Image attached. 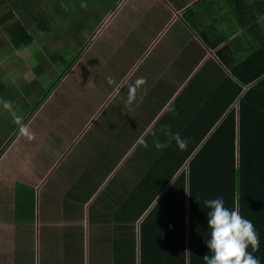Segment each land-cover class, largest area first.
I'll return each instance as SVG.
<instances>
[{
    "label": "crops",
    "instance_id": "1",
    "mask_svg": "<svg viewBox=\"0 0 264 264\" xmlns=\"http://www.w3.org/2000/svg\"><path fill=\"white\" fill-rule=\"evenodd\" d=\"M100 2L105 12L89 27L90 31L95 33L80 38L82 41L86 38V49L74 58L75 62V59L82 55L80 62L84 64L81 67L77 64L73 66L75 77L68 74L58 80H63L62 82L70 80L61 93L53 91L50 93L51 96L48 93L45 98H33L30 90L39 75L27 68V65L21 70L23 76L27 71H31L29 75L33 78L32 83L23 88L26 94L24 105L30 120L29 123L23 124L26 123L33 129L32 134L29 131L32 137L25 141L24 149L26 147L33 149V157H38V161L34 163L42 166L44 172L39 175L38 192L33 198L35 215L32 222L33 244L39 253V264H67L65 254L75 245L84 253L81 260H84L85 264H118L127 253L135 252L122 244L121 225L111 218L104 223L101 217L102 208L109 205L117 211L115 202H120V198L104 196L99 201L96 198L106 187L115 183L110 181L111 178L120 171L127 160V169L131 166V156L136 158L144 154L147 155L146 160L155 162L159 155L169 153L168 147L158 152L153 141L162 136L161 141L166 142L159 129L163 125H171L178 116V113L173 111L175 105H180L181 109L185 105L188 106V103L194 109L206 106L209 104L208 99L211 96L216 98V91L221 90L222 82L217 83L218 78L226 74L229 76L228 79L232 77L235 80L232 71L220 62L217 55L222 47L231 46L232 42H236L234 43L238 45L236 53L239 52L238 48L242 47L237 60H243L246 58L244 56H248L256 49L253 45H258L260 40L258 31L264 34V0H100ZM70 20L72 23L78 21L77 19L74 21L73 18ZM214 28H218L219 32L211 30ZM35 30H39L40 35V30L42 32L43 39L37 41L38 44L45 43L42 47L47 48L38 58L42 62L43 70L50 72L57 64L52 56L57 55L58 49L53 51V45L75 46L76 42L69 44L73 42L75 33L69 30L70 38L67 37L61 42V38L55 39V33L43 26L36 27ZM207 30L212 40L223 37L226 41L216 48L210 47L205 38ZM30 46L31 44L26 48ZM248 46L250 48L245 51ZM2 47L0 57L3 55ZM90 48L92 55L88 56L89 51L85 56L84 52ZM211 60L214 61L212 65L209 64ZM215 64L222 66L224 75H216L213 67ZM2 65L4 62L0 58V69ZM109 77L113 80L111 84L108 82ZM141 77L146 83L137 89L136 101L128 106L126 105L128 87ZM236 82L240 84L238 80ZM4 90L5 86L0 82V93ZM138 124L147 126L140 130L142 135L137 140L134 138L129 151L122 156V148L125 146L120 137L126 136L129 139L135 137ZM215 127L216 125L211 131ZM153 132L156 133L155 136L152 135ZM16 133L7 141L0 140V149L4 144L8 146L7 151L14 146ZM129 133L134 136H130ZM145 138L147 147L142 143ZM28 142H32V145L28 146ZM137 148L141 149L140 153L134 152ZM38 152L41 156L36 155ZM20 154L21 150L9 163H15L18 156L16 163L18 164ZM25 154L31 156L26 149ZM48 155L63 157L58 165H55L53 160L47 159ZM0 158L2 159V156ZM80 161L86 163L81 166L91 169L88 173L83 172L69 181L58 177V174L67 173L71 169L73 171L75 167L80 166ZM168 163L163 164V172L170 170ZM106 164L108 168L110 166L115 168L102 182L98 167ZM133 164L134 161L132 169L135 168ZM183 165L184 161L181 167ZM7 168L8 171H14L9 165ZM22 170L20 166L16 172L17 180L22 181V177L17 174ZM35 173L33 170V175ZM47 176L52 183L46 189ZM128 177L134 180V175L130 174ZM89 181L92 186L95 184L100 188L87 202L84 229L70 232L66 229L67 220H63L59 231L58 224L56 226L54 224L56 215L64 209L63 202L86 196L83 194ZM21 186L22 184L18 182L16 200H9V203L14 204L15 214L18 213L17 208L24 210L26 204L27 188L22 189ZM10 191L11 195L15 193L14 184L10 185ZM24 219V212L17 214V221L22 222L20 232ZM185 230L188 236L189 231ZM150 233L157 238L154 248L149 249L150 252L160 254L161 258L163 254L176 253L175 245L168 243L171 235L169 232L154 229L150 230ZM126 235L124 231V237ZM18 236V242H23L22 236ZM155 263L163 264L161 260ZM121 264H138V260L130 262L128 256Z\"/></svg>",
    "mask_w": 264,
    "mask_h": 264
},
{
    "label": "trees",
    "instance_id": "2",
    "mask_svg": "<svg viewBox=\"0 0 264 264\" xmlns=\"http://www.w3.org/2000/svg\"><path fill=\"white\" fill-rule=\"evenodd\" d=\"M33 1L0 0V6L7 11L0 17V27L5 26L10 33L11 40L8 43L10 48L19 50L34 42L33 32L26 23L20 20V15L25 14L26 9L34 15H27L30 23L39 22L40 26H44L45 23L41 20H49L50 24L45 28L53 33L62 32L63 34L65 31L74 30L75 23L82 24L80 21L71 22L70 18L74 21L78 19L71 8L59 6L46 9L47 0H39L40 7L36 6L37 2ZM17 18L18 20L13 25V21ZM211 30L219 32L218 28ZM258 33L260 34L258 45H253L256 49L248 56H244L246 58L243 60H237L242 47L238 48L239 52L236 53L238 46L234 44L236 42H232L231 46L222 47L217 52L220 62L232 71L235 80L232 77L228 79L229 76L224 75L222 66L215 64L213 67L216 75L224 76L217 79V83L222 82L221 90L216 91V98L211 96L208 99V105L198 109H194L190 103L182 109L180 105L173 107V111L178 113V116L170 125L172 132L179 133L182 138L189 141L187 149L181 151L173 141V145L168 147L170 151L167 155L170 157L161 154L157 161L152 162L146 160L147 155L144 154L136 158L131 156V166L127 169V160L120 171L111 178L110 181L115 183L106 187L96 198L97 201L104 196L120 198V202H115L118 210L114 211L109 205L102 208L101 217L104 223L109 218L118 222L121 225L122 244L137 251L138 254L129 252L118 264H121L128 256L130 262L138 260V264H156L157 260H161L163 264H204L203 257L211 255L206 244V240L210 238V229L208 209L204 201L217 197H223L225 206L229 209L239 207L241 215L254 223L260 236V247L259 251L253 255L260 260V264H264V34L260 31ZM205 38L209 46L213 48L226 41L223 37L212 40L209 30ZM61 42L64 41L61 40ZM7 47L8 45L6 49ZM249 48L250 46L245 51ZM5 54L6 50L3 52V55ZM81 56L76 58L75 62L73 61L71 67L76 64L81 67L84 64L80 62ZM213 62L211 60L209 64L212 65ZM53 89L49 93L53 92ZM214 125L216 127L211 131ZM146 126L138 124L137 135L133 137L134 135L129 133L133 137L131 139L126 136L120 137L125 146L122 148V156L129 151L134 138L139 139L142 135L140 130ZM159 140H163V137L159 136ZM143 141L147 142V138ZM25 149L31 154L32 167L30 172H25L23 169L17 173L19 176L22 172L25 174L22 181L20 179L18 181L22 184V189L27 188L28 190L29 180L34 176L36 193L38 192L39 175L44 172L42 166L34 163L37 160L35 156L33 157V149L31 147ZM140 151L141 149L137 148L134 152L140 153ZM36 155L41 156L39 152ZM62 157L52 156L50 160L58 165ZM166 159L171 162L165 161ZM132 161H134V169H132ZM165 162H169L170 170L163 172L162 166ZM81 164L86 163L80 161V166L75 167L73 171L71 169L67 173L58 174V177L69 181L91 170ZM114 168L112 166L108 168L107 164L98 167L102 182L108 178ZM175 168L181 169L171 170ZM33 170L36 172L34 175ZM130 174L134 175V180L128 177ZM173 178H175L174 181ZM46 180L48 181L46 188H49L52 182L48 180V176ZM99 188V185L92 186L89 181L85 188L86 192L83 194L86 196L64 201V209L60 211V215H56L54 226L58 224L60 231L63 220H67L66 229L70 232L71 230H83L87 202ZM9 205L11 209L8 222L15 219L12 218L15 216L14 204L9 203ZM17 212H24V210L17 208ZM94 224L97 223L94 222ZM154 229L171 234L168 243L175 245L176 253H166L161 258L160 254L149 251L157 242V238L150 233V230ZM185 229L189 231L188 236ZM124 231L127 233L125 237ZM3 238L6 237L0 235V264H20L12 251L1 253L2 250L5 251ZM78 247L75 245L71 251L70 248L68 249L65 254L67 264H85V261L81 260L84 253L80 252ZM249 251L251 252V248ZM5 256L6 258L3 259Z\"/></svg>",
    "mask_w": 264,
    "mask_h": 264
},
{
    "label": "rangeland",
    "instance_id": "3",
    "mask_svg": "<svg viewBox=\"0 0 264 264\" xmlns=\"http://www.w3.org/2000/svg\"><path fill=\"white\" fill-rule=\"evenodd\" d=\"M11 2H16V0H9ZM58 1V2H55ZM47 0L45 6L46 9H50L53 7L65 6L71 8L72 11L76 13L77 20L80 23H75V28L73 32V42H76L75 46L70 47L69 45L63 44H54L52 49H58L56 52L57 55L52 56L53 60L57 61L56 68L50 69V72H45L43 70V65L40 59L38 58L40 54L43 53L47 48L42 47L45 43L38 44L42 37V32L40 30L41 35L38 33L39 30H35L36 27L40 26L39 22L30 23L28 21L29 16H34L32 12L26 9L25 14L20 15V20L30 26L31 31L35 36V41L31 44L30 47L25 49H13L8 44L10 43V33L6 30V27H0V35L2 42H0V47H2V51L6 50V54L2 55L0 58L3 59L4 65H2V69H0V82H2L5 86V90L0 93V140L7 141L9 137H11L15 132L14 138H16V142L14 146H12L8 151V146L6 144L0 149V156L2 159L0 160V235L6 237L3 238L5 251L2 250L1 253L5 254L7 251H12L13 254L17 257L18 262L20 264H39V253L37 249H35V245L33 244V226L32 222L35 219V215L33 213V198L35 194L34 185L36 181L34 176L29 180L28 190L25 195V208H24V225L22 227V231L20 232V224L22 223L20 220L17 221V213L15 214V219L13 221L8 222V218L10 216L9 210L11 209L9 205V200H16L15 194L17 193V183L20 181L16 178V172L19 170L20 166L24 169L25 172H30L32 167L31 156L25 154L24 143L26 140L32 137V126L31 129L26 125L29 123L28 112L25 107V99L26 94L23 88L32 83L33 78L29 75L31 71H27L25 75H21L23 72L21 71L27 65V68H30L33 72H37L38 80L34 83V87L30 85V95L35 97L45 98L51 89L54 87L53 91L61 93L69 84L67 82L58 81L61 77H66L68 74L70 76L75 77V66L70 67L76 55H78L81 51H85L86 49V38L82 41L80 38H84V35H90V33H95L90 31L89 27L94 25L95 21L100 19L105 9L100 6V0ZM33 2H37L36 6H41L39 0H34ZM83 5V6H82ZM52 9V11H53ZM7 11L2 9L0 6V17L4 15ZM18 20L15 19L13 21V25ZM76 20V19H75ZM85 20V22L83 21ZM44 24V28L48 27L50 22L41 20ZM85 25H84V23ZM78 26H83L78 27ZM41 27V26H40ZM96 31V30H95ZM83 32V33H82ZM46 34V31L44 32ZM70 38L69 31H65L63 34L55 33V39L65 40L66 38ZM94 39V38H93ZM38 41V42H37ZM88 40L87 43H89ZM97 41V39H96ZM95 41V42H96ZM94 42V43H95ZM61 43V42H60ZM93 43V44H94ZM6 45H8L6 49ZM10 46V47H9ZM91 50V48L84 52L87 53ZM92 55V51L88 53V56ZM85 56H87L85 54ZM41 63V64H40ZM22 67V68H21ZM26 68V69H27ZM64 75V76H63ZM7 89V90H6ZM53 92H51L52 94ZM50 94V93H49ZM51 94L49 96H51ZM2 101H11V107L5 108ZM48 101V100H46ZM33 104V103H32ZM31 104V105H32ZM38 110V109H37ZM36 110V111H37ZM35 111V112H36ZM33 116V115H32ZM24 122L25 125L23 124ZM31 123V122H30ZM27 127V128H26ZM25 129V131H22ZM31 131V134L29 133ZM25 134V135H24ZM12 144V143H9ZM28 146L32 145V142L27 143ZM21 150V154L19 155V161L17 163L18 156L16 157L15 163H9L14 157L17 155L18 151ZM23 150V151H22ZM7 151V152H6ZM6 154L4 155V153ZM4 155V156H3ZM50 155H48L47 159L50 160ZM38 161V157H35ZM36 161V162H37ZM13 167L12 170L8 171L7 166ZM20 177H25L24 172L20 173ZM14 184L15 193L11 195L10 185ZM47 189V188H46ZM18 235H21L23 238V242H18ZM4 251V252H3ZM3 257V259H5Z\"/></svg>",
    "mask_w": 264,
    "mask_h": 264
},
{
    "label": "clouds",
    "instance_id": "4",
    "mask_svg": "<svg viewBox=\"0 0 264 264\" xmlns=\"http://www.w3.org/2000/svg\"><path fill=\"white\" fill-rule=\"evenodd\" d=\"M108 82L113 83L111 77ZM145 83L146 80L141 77L129 85L126 105L131 106L136 101L137 89ZM2 103L6 109L11 107V101ZM159 131L166 138V142L155 139L153 144L157 150L166 149L173 141L181 151L187 149L189 141L179 133H173L170 125L161 126ZM152 135L155 136L156 133L153 132ZM142 143L145 147L148 146L146 141ZM196 199L199 201L198 197ZM204 205L208 209L210 229V238L206 240V244L211 253L203 257L204 264H260V260L253 255L259 251L260 236L254 223L241 215L239 207L229 209L225 206L223 197L207 199Z\"/></svg>",
    "mask_w": 264,
    "mask_h": 264
}]
</instances>
